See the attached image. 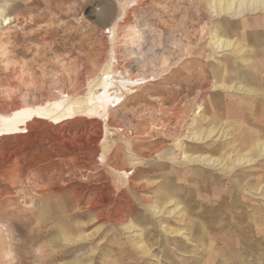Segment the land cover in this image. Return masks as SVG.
<instances>
[{
  "label": "rangeland",
  "instance_id": "rangeland-1",
  "mask_svg": "<svg viewBox=\"0 0 264 264\" xmlns=\"http://www.w3.org/2000/svg\"><path fill=\"white\" fill-rule=\"evenodd\" d=\"M125 1L0 0V15L17 17L2 23L0 16L1 108L8 110L12 99L20 104L53 99L57 87L85 96L87 80L99 77L112 49L120 71L144 78L110 110L106 144L113 145L110 153L117 150L110 163L114 169L101 165L99 156L106 134L103 118L42 119L20 136L0 138V264H184L207 254L205 245L216 239V226L226 232L233 224L210 218L244 206L233 198L223 202L222 194L212 201L215 187H202L201 181L213 184L231 176L222 166L176 159L181 151L172 141L186 129L223 125L210 144L186 141V153L236 159L235 151H246L239 143L244 129L254 126L236 108L246 97L232 83V50L215 54L209 44L213 34L229 35L233 19L213 18L210 0H136L120 20ZM113 22L119 24L115 36ZM232 84L231 91L214 88ZM194 103L206 108L195 125L188 126L195 115L189 107L183 122L176 119L175 110ZM215 103H227V110L218 112ZM250 168L241 169L247 174ZM116 169L130 171L134 188L117 179ZM249 171L263 188L264 164L258 161ZM228 192L223 196L235 195ZM238 194L254 192L245 187ZM256 196L245 208L252 218L264 209V198ZM169 200L174 202L166 205ZM160 208L167 213H158ZM203 223L215 224L202 234Z\"/></svg>",
  "mask_w": 264,
  "mask_h": 264
},
{
  "label": "bare ground",
  "instance_id": "bare-ground-1",
  "mask_svg": "<svg viewBox=\"0 0 264 264\" xmlns=\"http://www.w3.org/2000/svg\"><path fill=\"white\" fill-rule=\"evenodd\" d=\"M58 1V0H56ZM136 0H126L124 6H122V13L119 16L120 20L124 18V15L126 14L127 8ZM204 1V0H203ZM209 8L208 11L210 12L209 14L212 15V17H226L227 19H235L237 17H241L244 15H247L248 13H254L258 11H264V0H210V3L208 4ZM48 8V5H45L43 10H46ZM13 9V8H12ZM17 12V11H16ZM14 14V13H13ZM21 14V13H20ZM2 18V23L4 22H9L12 19H16L17 17H8L11 16V14L7 13L6 15H0ZM118 17V21L119 20ZM203 17V16H202ZM112 18V17H111ZM217 19V18H216ZM215 19V20H216ZM214 20V19H213ZM229 20V19H228ZM1 21V20H0ZM211 21V20H210ZM230 21V20H229ZM244 21V20H243ZM107 22V21H106ZM115 22V21H114ZM114 22L112 25H114ZM219 22L222 23L220 20ZM231 22V21H230ZM218 23V24H221ZM117 25H119L116 22ZM116 24L111 28L112 35L115 36L116 32ZM246 24V23H244ZM216 25V24H215ZM229 26V25H228ZM246 26V25H245ZM253 26V25H252ZM215 27V26H214ZM218 27V25H217ZM254 27V26H253ZM247 29V28H246ZM250 30V29H249ZM246 31V30H245ZM232 33V32H231ZM229 33V35H222L221 34H213V39H212V44L209 43L213 50L215 51L214 53H221L224 51H229L232 50L233 48L235 49V44L234 41L232 40V35ZM243 33V32H242ZM242 36V35H241ZM243 37V36H242ZM114 39V38H113ZM211 39V38H210ZM246 39V38H245ZM246 43V42H245ZM244 44V43H243ZM114 47V46H113ZM233 49V50H234ZM237 53V52H236ZM214 54V55H215ZM116 52L114 49L111 50L109 57L107 59V63L105 64L104 68H102L100 73L98 74V78H93V79H88L87 82L89 84V91L85 96L76 97L75 94H72L70 96L69 94H66L67 92L63 91L61 88H56V97L53 99H46L43 101H40L38 103L34 102H29V103H14L13 99L11 100V103H8L6 107L8 106L9 109L6 110L4 107H0V138H5V137H15V136H20V134L24 131H26L30 125H32L34 122L38 123V120L46 119L47 121L50 122H61L64 120L72 119V120H80L81 118H85L86 116L95 118H103L102 121H104L105 127L106 128V134L103 138V152L102 154L99 155L101 158V165L107 166L108 168L110 167L111 169H114L110 163L114 156L117 157V150H115L112 154V152H109V148L112 146H108L106 144L107 142V137L110 134V130L108 127V122L109 116L110 115V110L112 107H115L118 105L126 96L128 92L131 91V85H135L136 83H139L144 80L143 77H129L127 76L122 70L120 71L117 67V60H116ZM212 55V54H211ZM234 57V56H233ZM257 58V57H256ZM255 60V59H254ZM253 62V61H252ZM260 62V61H259ZM225 65V64H224ZM228 67V66H227ZM225 68V67H224ZM232 69V68H231ZM236 69V68H235ZM245 69V68H244ZM228 70V69H227ZM230 70V69H229ZM228 70V71H229ZM233 70V69H232ZM258 70V69H257ZM254 71V70H253ZM255 73V72H253ZM214 74V73H213ZM96 77V76H95ZM264 81V80H263ZM258 85V84H257ZM214 87V86H213ZM215 89H222L224 90H234L233 86H228V87H223L222 85H216L214 87ZM78 93V92H77ZM232 96V95H231ZM233 97V96H232ZM251 97V96H250ZM253 98V97H252ZM256 99V98H255ZM15 100V99H14ZM253 101V100H252ZM7 102V101H6ZM239 102V101H238ZM242 103V102H241ZM249 104V103H248ZM230 105V104H229ZM235 105V104H234ZM252 105V104H251ZM187 107L191 109V113L193 112L195 115L190 119V124L188 126H193L196 124V121L201 117L202 113L205 111V107H203L202 104H191V105H182L179 107L177 110H175L174 114L176 116V119H180V121L183 122L182 120V115L186 111ZM237 108V107H236ZM263 108V107H262ZM227 110V109H226ZM263 110V109H262ZM171 112V111H170ZM189 115V114H188ZM94 116V117H93ZM168 116V115H167ZM107 117V118H106ZM241 118V117H240ZM226 119V118H225ZM243 119V118H241ZM240 119V120H241ZM239 120V121H240ZM96 121V120H95ZM100 121V120H99ZM187 121V120H186ZM260 121V120H259ZM213 122V121H212ZM263 122V121H262ZM102 123V122H101ZM110 123V122H109ZM176 127L175 129L178 130L179 128V122L176 120L175 121ZM240 124V123H239ZM52 125V124H51ZM184 125V124H183ZM198 125V124H197ZM101 126V125H100ZM221 127H216V128H211L208 130H201L197 129L196 131H191L185 130L183 134L181 135H176L173 137V146L176 149H179L181 151V156L178 158L176 155V159H180L183 162H186L187 164L190 163V165H197V164H202L208 167H220L222 166V170L224 173L228 174L229 176H236L234 173H236V170H239L241 168H248L253 166V163L257 162V158L260 156L264 158V141L261 143L256 144V148H250L246 151L240 152V151H235V154L237 155L236 159L233 158L232 154L225 156L223 159L220 157H213L212 155H204V154H187L186 153V141H191L192 143L196 144H201V146L205 145L206 142L213 140L217 135L220 133ZM37 127V126H34ZM52 127V126H51ZM103 128V126H102ZM51 129V128H50ZM254 129V128H253ZM104 130V129H102ZM248 130V129H247ZM250 130V129H249ZM29 131V130H28ZM256 131V130H254ZM103 132V131H102ZM179 132V131H178ZM249 132V131H248ZM251 132V131H250ZM177 133V132H176ZM175 133V134H176ZM180 133V132H179ZM253 133V132H252ZM112 134V133H111ZM73 135V134H72ZM224 133L222 132V137ZM246 135V134H245ZM249 135V134H248ZM221 137V138H222ZM245 138V137H244ZM259 138V137H258ZM37 139V138H36ZM217 138L216 140H219ZM101 140V139H100ZM215 141V140H214ZM242 141V140H241ZM84 142V141H83ZM238 142V141H237ZM105 143V144H104ZM210 144V142H208ZM44 144V143H43ZM167 145V144H166ZM170 145V144H169ZM244 145H250L247 140H245ZM75 146V145H74ZM79 146V145H78ZM212 146V145H211ZM29 147V146H28ZM100 147V146H99ZM247 147V146H246ZM91 148V147H90ZM97 148V147H96ZM95 148V149H96ZM92 149V148H91ZM90 149V150H91ZM99 149V148H98ZM105 149V150H104ZM175 149V150H176ZM177 151V150H176ZM185 151V152H184ZM156 152V151H155ZM91 153V152H90ZM6 154V153H5ZM98 156V157H99ZM13 155L10 153L8 156V159H11ZM143 157V156H142ZM235 157V156H234ZM99 158V159H100ZM144 158V157H143ZM226 159L228 160L227 163L224 162L223 160ZM3 160V159H2ZM0 160V161H2ZM229 162V163H228ZM137 164V163H136ZM139 164V163H138ZM174 164V163H173ZM133 165V164H132ZM135 165V164H134ZM169 165V164H168ZM105 167V168H107ZM164 167V166H163ZM240 167V168H238ZM135 168V167H134ZM176 168V167H175ZM138 169V167H137ZM160 169V168H159ZM183 169V168H182ZM220 169V168H219ZM188 170V169H187ZM111 172H113L111 170ZM187 172V171H186ZM105 173V171H104ZM145 174V173H144ZM106 175V174H105ZM115 175L118 180L122 182L123 185H129L131 187L133 184L130 181V171L129 170H124V169H116L115 170ZM167 175V174H166ZM174 175V174H173ZM176 175V173H175ZM107 177V176H106ZM177 179V178H176ZM144 181V180H143ZM142 181V182H143ZM178 181V180H177ZM180 181V180H179ZM111 182V181H110ZM150 181H148L149 183ZM5 183V182H4ZM82 183V182H81ZM87 183V182H86ZM154 183V182H153ZM188 183V182H186ZM193 183V182H192ZM115 184V183H114ZM138 184V183H137ZM135 182V185H137ZM194 184V183H193ZM91 185V184H90ZM112 185V184H111ZM131 185V186H130ZM155 185V184H154ZM53 186V185H52ZM139 186V185H138ZM226 186V185H225ZM231 186V185H230ZM133 187V186H132ZM140 187V186H139ZM94 188V187H92ZM98 188V187H96ZM134 188V187H133ZM255 190H258V195L260 194L259 192L263 193V188L261 187V184L258 185V187H253ZM78 189V188H77ZM114 189V188H113ZM139 189V188H138ZM223 189V188H221ZM142 190V188H141ZM145 190V188H143ZM217 190L220 189H213L212 190V198L215 197V193ZM230 190V189H229ZM237 190L241 191V188H237ZM78 191V190H77ZM129 191V190H128ZM238 191V192H239ZM73 192V191H72ZM81 192V191H80ZM83 192V190H82ZM90 192V190H89ZM99 192V191H98ZM124 192V190H123ZM144 192V191H143ZM228 192V188H225L223 191L224 194ZM238 192H236V195H239ZM119 193V191H118ZM208 193V192H207ZM230 193V192H229ZM101 194V193H100ZM143 194V193H142ZM146 194V193H145ZM148 194V193H147ZM72 195V194H71ZM88 195V194H87ZM261 195V194H260ZM73 196V195H72ZM133 196V195H132ZM148 197V196H147ZM204 197V196H203ZM78 198V197H76ZM207 198V197H206ZM2 199V198H1ZM123 199V198H121ZM130 199V198H129ZM80 200V199H79ZM206 200V199H205ZM93 201V200H92ZM203 201V200H202ZM174 201L169 200L166 202V205L172 204ZM77 203V202H76ZM79 203V201H78ZM214 203V202H213ZM89 205V204H87ZM179 206V205H178ZM91 207V206H90ZM169 207V206H167ZM84 208V207H83ZM92 208V207H91ZM94 208V207H93ZM92 208V209H93ZM116 208V207H115ZM114 208V209H115ZM178 207L174 208L171 210L174 213V211L177 210ZM87 209V208H86ZM85 209V210H86ZM89 209V208H88ZM110 209V208H109ZM117 209V208H116ZM115 209V211H116ZM84 211V210H83ZM97 211V210H96ZM112 211V210H111ZM116 213V212H113ZM158 213L160 214H165L167 213L164 208L159 209ZM76 215V214H75ZM81 215V214H80ZM77 216V215H76ZM83 216V215H82ZM109 216V215H108ZM112 216V215H111ZM117 216V215H116ZM75 217V216H74ZM84 217V216H83ZM71 218V217H70ZM78 218V217H77ZM114 218V217H113ZM144 218V217H143ZM147 218V217H146ZM123 219V218H122ZM167 219V218H166ZM171 219V218H170ZM110 220V218H109ZM119 220V219H118ZM116 220V221H118ZM76 221V220H75ZM120 221V220H119ZM118 221V222H119ZM122 221V220H121ZM144 221V220H143ZM166 221V220H165ZM79 222V221H78ZM128 222V221H127ZM181 222V221H180ZM215 223H203L202 231H207V229L211 228L212 225ZM82 225V224H81ZM78 226V224H77ZM94 227V226H93ZM183 227V226H182ZM133 227H128V229H132ZM138 229V228H137ZM169 229V228H168ZM172 229V228H171ZM84 230V229H83ZM87 230V228H86ZM116 230V229H115ZM164 230V229H163ZM179 230H177L178 232ZM81 232V231H80ZM115 232V231H114ZM119 232V231H118ZM229 232V231H228ZM187 233V232H186ZM194 233V232H193ZM224 233V232H223ZM121 234V233H120ZM119 234V235H120ZM153 234V233H152ZM181 234V232L179 233ZM118 235V236H119ZM147 235V234H145ZM154 235V234H153ZM152 236V235H151ZM150 236V237H151ZM188 236V235H187ZM210 236V235H209ZM216 236V235H215ZM229 236V235H228ZM114 237V236H113ZM149 237V238H150ZM196 238V237H195ZM213 238V237H212ZM221 238V236H220ZM219 238V239H220ZM155 239V236H154ZM179 239V238H178ZM226 239V238H225ZM224 239V241H225ZM47 240V239H46ZM189 240V239H188ZM216 240V239H215ZM221 240V239H220ZM230 240V239H229ZM113 241V240H112ZM130 241V240H129ZM174 241V240H172ZM180 241V240H179ZM196 241V240H194ZM108 242V241H106ZM215 242V241H214ZM228 242V240H227ZM138 243V242H137ZM192 243V242H191ZM230 243V241H229ZM37 244V243H35ZM220 244V243H219ZM114 245V244H113ZM184 245V244H183ZM176 246V244H175ZM208 246V245H207ZM113 247V246H112ZM146 247V246H145ZM186 247V246H185ZM218 247V246H217ZM260 247V246H259ZM176 248V247H175ZM117 249V248H116ZM210 249V248H209ZM219 250V248H218ZM221 250V249H220ZM237 250V249H236ZM258 250H256L257 252ZM148 252V251H147ZM224 252V251H223ZM222 252V253H223ZM87 253V252H86ZM133 253V252H132ZM208 253V252H207ZM219 255V253H218ZM180 258V257H179ZM74 259V258H73ZM130 259V258H129ZM155 259V258H154ZM158 260V258H157ZM53 261V260H52ZM126 261V260H125ZM131 261V260H130ZM203 262V261H202ZM214 262V261H213ZM212 262V264H213ZM120 263V262H119ZM128 263V262H127ZM114 264V263H112ZM132 264V263H131ZM211 264V263H210Z\"/></svg>",
  "mask_w": 264,
  "mask_h": 264
},
{
  "label": "crops",
  "instance_id": "crops-1",
  "mask_svg": "<svg viewBox=\"0 0 264 264\" xmlns=\"http://www.w3.org/2000/svg\"><path fill=\"white\" fill-rule=\"evenodd\" d=\"M228 25L227 27L230 30L228 33L232 32V40H235V49H232L233 55L231 63L233 69L232 83L237 82V91L243 90L245 93L244 97H246L243 100L239 99V102L237 101V109L242 113L243 121L252 122L254 126L247 128L248 130L244 129V136L241 138L242 141L239 143V148L241 147L244 150H248L252 147L256 148L257 143L259 144L264 141V11L252 12L247 15L237 17ZM232 86H234V84H232ZM256 100L258 103H253ZM215 107L218 112L220 109L226 110L227 103H215ZM224 113L225 111L221 114L223 115ZM245 140H247L250 145H244ZM258 161H261V163L264 164L263 157L260 156L257 158V162ZM255 163H253V165H255ZM252 168L253 166H251L250 169ZM250 169H247V174H244V169H241L243 171L237 170V172L241 174L234 173L236 176H231L232 179L229 181L216 180L213 184H209L207 180H204L205 182L201 181L202 187L209 186L215 187V189H220L216 191V195L223 193L224 188H228V190L231 189V195L234 193L236 195V192L239 191L237 188L242 189L245 187L252 189L254 194L249 196L220 195L219 198H222L223 202H228L229 199L233 198V203L242 204L246 207H236V212H234L233 209L221 217L216 214L217 216L210 218H216V220H233V224L230 225V228L226 229V232H224L225 229L223 227L216 226L214 234L216 235V240L212 238L215 242L211 243L209 246L205 245L207 246L205 248V252L208 253L206 255L202 253L204 257L200 256L201 259H185L184 264H212L213 261V264H231L232 262L237 264H264V209L259 212L257 215L258 217L255 218L249 216V213L245 210V208L249 207L247 201L257 197L256 194L258 193V190H255L253 187H258V185L262 184L263 181L260 179H253V174L249 171ZM223 184H227L228 186L223 187ZM261 195L264 198V187L263 194ZM202 199L203 197H201V200ZM210 199L213 201L215 197H211ZM199 228H203L202 224ZM200 232L203 234L206 231H202V229H200ZM225 236L226 239L224 238ZM222 241L223 243H221ZM201 248L202 247H200V250ZM256 250L258 251L256 252ZM253 253H256L257 256L256 258L251 259L250 257H252L251 254Z\"/></svg>",
  "mask_w": 264,
  "mask_h": 264
}]
</instances>
